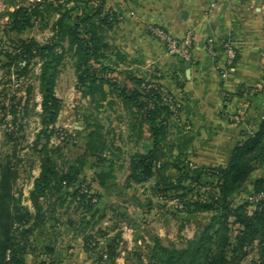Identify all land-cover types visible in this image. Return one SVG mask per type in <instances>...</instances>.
<instances>
[{
	"label": "trees",
	"instance_id": "trees-1",
	"mask_svg": "<svg viewBox=\"0 0 264 264\" xmlns=\"http://www.w3.org/2000/svg\"><path fill=\"white\" fill-rule=\"evenodd\" d=\"M3 16L7 20L0 40V68L6 70V81L0 85L10 86L14 74L17 80L28 79L31 65H39L36 79L41 111L35 115L41 129L26 146L40 169L28 196L31 210L23 204L22 191H17L24 165L18 155L22 137L17 134L33 111V87L28 86L17 103H13L17 99L14 94L10 105L1 106L0 125L11 147L0 161V264H29L31 239L47 223L46 201L68 197L84 213H92L102 197L93 192L92 185L104 188L115 179L113 172L102 170L90 182L81 181L89 159L113 166L104 156L112 146L108 147L98 121L87 125L91 130L84 152L75 160L68 161L63 149L52 145L61 110L56 86L69 57L74 59L76 89L83 97L96 109L120 105L126 112L128 137L137 151L129 157L124 189L149 185V209L154 198L173 203L175 214L209 217L181 247L165 246L155 237L148 249V264H243L255 250L257 258L250 264H264V197L256 203L249 201V197L264 194V178L252 182L251 192L244 194L251 175L264 163V119L253 133L242 134L244 139L233 149L227 165L196 166L189 161L193 140L181 121V100L159 78L123 66L128 58L110 41L118 17L105 8V0H41L27 7H7ZM54 17L53 35L45 43L35 38H12L32 29L37 21L47 26ZM31 163L32 170L36 162ZM114 251L108 245L99 261L116 264Z\"/></svg>",
	"mask_w": 264,
	"mask_h": 264
},
{
	"label": "rangeland",
	"instance_id": "rangeland-1",
	"mask_svg": "<svg viewBox=\"0 0 264 264\" xmlns=\"http://www.w3.org/2000/svg\"><path fill=\"white\" fill-rule=\"evenodd\" d=\"M4 6L0 7V40L4 38L6 20L3 16L8 7L12 10L15 6H29L41 0H3ZM45 23L37 21L34 27L21 36L12 35V38H35L45 43L52 35L51 25L53 20ZM113 32L110 34L112 35ZM111 43L118 47L128 61L123 66L144 72L150 70L145 62L131 60L121 45H117L111 38ZM1 66V64H0ZM14 71V70H13ZM12 71V72H13ZM6 70L0 68V81H6ZM39 73V65H31V73L28 79L12 77L10 86L0 85V108L4 104L10 105L11 97L17 94V103L24 96L28 86L33 87L32 100L30 102L31 116L24 119V129L17 136L22 137L18 147V155L24 160L21 177L18 181L17 191L23 193V204L31 210L28 196L33 188L34 178L39 173V165L36 157L31 159V151L27 144L35 139V135L41 129L39 113L41 95L36 79ZM118 79H121L118 77ZM77 74L74 59H66L56 86V96L61 101V110L55 124V136L52 145L63 149L65 158L73 161L84 152L85 138L91 130L87 125L96 124L98 121L103 126L108 147L111 151L104 156L113 163H104L100 160L89 159L81 174V181L90 182L96 172H113L115 179L108 181L104 188L93 184V192L101 194V199L95 207L97 213H84L80 206L71 198L64 200L53 198L45 202L47 211V223L31 239L32 248L28 255L29 264L40 262H54V264H111L110 261H99L100 253L106 252L108 245L114 247L116 264H148V249L153 245V240L158 237L165 246L176 245L181 247L186 240L193 237L196 230L208 220V216L187 217L175 214L173 203H163L152 198V209L148 208L150 198L146 186H134L132 189H124V180L128 174L127 166L129 157L137 151L134 143L129 139L126 112L118 106L105 105L96 109L89 98L76 89ZM7 93V94H6ZM6 95V97H5ZM34 114V115H33ZM3 115L0 112V120ZM20 117H23L22 115ZM10 120V118L8 119ZM20 122V120H19ZM17 131V129H16ZM24 138V139H23ZM11 144L6 143L4 127L0 125V161L10 149ZM30 157V159H29ZM29 161V162H27ZM31 162L36 166L31 170ZM113 169V170H112ZM249 184L244 194L249 192ZM244 197V196H243ZM241 199L238 198L237 201ZM117 235H121L117 238ZM46 248L52 250L47 253ZM87 249H89L87 251ZM107 253V252H106ZM257 258V251H253L243 264H250Z\"/></svg>",
	"mask_w": 264,
	"mask_h": 264
},
{
	"label": "crops",
	"instance_id": "crops-1",
	"mask_svg": "<svg viewBox=\"0 0 264 264\" xmlns=\"http://www.w3.org/2000/svg\"><path fill=\"white\" fill-rule=\"evenodd\" d=\"M4 4L0 0V7ZM105 8L118 17L114 42L131 60L137 57L151 67L147 74L181 100V121L193 140L189 161L196 166L227 165L242 134L253 133L264 119V0H105ZM150 28L177 40L191 38L189 70L168 54ZM225 42L236 53L231 67ZM260 178L264 163L251 175L249 192Z\"/></svg>",
	"mask_w": 264,
	"mask_h": 264
},
{
	"label": "built area",
	"instance_id": "built-area-1",
	"mask_svg": "<svg viewBox=\"0 0 264 264\" xmlns=\"http://www.w3.org/2000/svg\"><path fill=\"white\" fill-rule=\"evenodd\" d=\"M151 34L158 39L166 48V51L169 55L174 57H183L185 61L192 62V41L190 37H187L183 40H177L167 34L165 31H163L160 28H150L149 30ZM209 49L210 54L215 56L213 51V42L209 41ZM223 49L227 56V67H231L234 63V60L236 58L235 50L233 49L232 45L229 42H225L223 44ZM222 76H227V69L226 67L222 71ZM264 197V194L258 195L256 197H249L250 202H258Z\"/></svg>",
	"mask_w": 264,
	"mask_h": 264
},
{
	"label": "water",
	"instance_id": "water-1",
	"mask_svg": "<svg viewBox=\"0 0 264 264\" xmlns=\"http://www.w3.org/2000/svg\"><path fill=\"white\" fill-rule=\"evenodd\" d=\"M178 60L181 62L182 64V69L187 68L188 70L191 68V63L185 61V59L183 57H178Z\"/></svg>",
	"mask_w": 264,
	"mask_h": 264
}]
</instances>
